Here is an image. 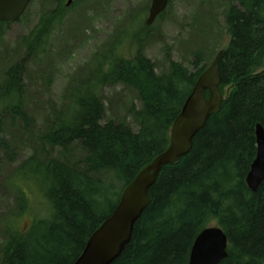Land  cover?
Instances as JSON below:
<instances>
[{"label": "trees", "instance_id": "obj_1", "mask_svg": "<svg viewBox=\"0 0 264 264\" xmlns=\"http://www.w3.org/2000/svg\"><path fill=\"white\" fill-rule=\"evenodd\" d=\"M67 1L44 4L39 21L21 39L20 59L2 72L0 120L30 122L22 99L26 68L80 2ZM143 15L133 17L131 25L138 29L131 39L114 38L92 71L68 84L64 106L37 136L58 155L43 160L32 155L7 180L17 209L2 225L0 264H72L123 189L167 147L173 121L211 61L202 63L196 53L189 70L169 58L167 71L156 73L141 47L152 29ZM224 22L220 107L197 132L190 151L162 167L132 240L111 264H188L195 237L212 225L228 241L227 257L219 264H264V181L255 192L245 183L256 155L254 127L264 126V0H228ZM10 24L0 21V41ZM125 43L134 47L129 56L121 50ZM117 84L137 94L139 106L130 109L136 130L105 119L102 90ZM0 145L7 147L4 140ZM39 191L42 212L22 228L19 218L33 208Z\"/></svg>", "mask_w": 264, "mask_h": 264}, {"label": "rangeland", "instance_id": "obj_2", "mask_svg": "<svg viewBox=\"0 0 264 264\" xmlns=\"http://www.w3.org/2000/svg\"><path fill=\"white\" fill-rule=\"evenodd\" d=\"M48 0H32L19 21L11 23L0 41V80L2 72L17 62L22 54L21 39L39 21ZM151 0H80L54 28L43 54L27 65L24 75L23 103L30 122L0 121V242L2 225L15 213L17 195L8 179L32 155L43 160L46 154L56 157L57 148L42 147L38 135L45 130L55 112L64 106V92L70 81L85 77L93 69L95 59L109 49L114 38L127 41L138 27L133 17L142 13L143 21ZM228 0H170L161 17L151 25L148 37L141 42L144 55L158 74L168 69V59L193 70L195 55L202 63L212 61L216 52L227 44L224 13ZM126 29V30H125ZM128 31L127 34L122 31ZM124 31V32H125ZM128 43L121 46L125 56L134 51ZM101 100L105 119L123 121L136 130L130 109L139 106L136 92L121 84L105 86ZM54 109V110H53ZM78 150L75 154L78 158ZM33 188V187H32ZM27 192V188H24ZM33 208L19 218V226L30 224L40 214L43 195L39 191ZM32 197V194H28Z\"/></svg>", "mask_w": 264, "mask_h": 264}, {"label": "water", "instance_id": "obj_3", "mask_svg": "<svg viewBox=\"0 0 264 264\" xmlns=\"http://www.w3.org/2000/svg\"><path fill=\"white\" fill-rule=\"evenodd\" d=\"M71 1L68 0L67 5ZM168 1L151 0L145 18L146 25L153 24L167 7ZM29 3L30 0H0V21L18 20ZM222 52L223 49L217 51L184 100L171 125L167 147L123 189L111 214L87 239L72 264H111L130 243L134 225L150 201L149 189L162 167L174 163L190 151L197 132L203 128L211 113L220 107L224 98L219 71ZM206 91L208 96L205 95ZM254 134L256 155L245 176V183L252 192L257 191L264 181V126L256 123ZM227 245V236L219 226H207L195 237L188 264H219L227 257Z\"/></svg>", "mask_w": 264, "mask_h": 264}, {"label": "bare ground", "instance_id": "obj_4", "mask_svg": "<svg viewBox=\"0 0 264 264\" xmlns=\"http://www.w3.org/2000/svg\"><path fill=\"white\" fill-rule=\"evenodd\" d=\"M76 260V259H75Z\"/></svg>", "mask_w": 264, "mask_h": 264}]
</instances>
